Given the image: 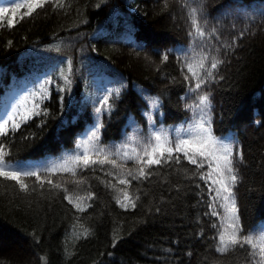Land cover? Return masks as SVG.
<instances>
[{
    "label": "trees",
    "instance_id": "1",
    "mask_svg": "<svg viewBox=\"0 0 264 264\" xmlns=\"http://www.w3.org/2000/svg\"><path fill=\"white\" fill-rule=\"evenodd\" d=\"M15 2L20 0H0V5ZM183 2L167 0L165 8V0H64L63 10H53L49 4L23 19L20 16L26 8L15 17L8 13L16 23L11 28L6 20L0 24V116L25 91L38 89L46 74L59 72L60 67L67 71L68 57L72 61V84L68 92L59 93L65 97L61 110L57 85L64 81L53 77L50 96L40 105L49 114L34 116L15 133H9L4 141L10 142L6 160L12 165L27 161L43 166L72 149L79 139L75 134L86 121L92 122L97 88L109 80H122L125 87L111 117H102L105 143L120 142L129 114L146 129L140 111L147 102L141 97V89L146 90L144 96L160 97L165 127H179L186 115L184 104L191 98L180 99L184 85L175 54H170L157 72L160 61L155 52L190 43ZM98 3L99 8L95 6ZM204 8L212 23L226 9H236L235 15L221 21L225 29L236 24L235 30L224 32V39L250 25L248 33L237 40L230 63L220 69L226 79L214 88V127L218 136L229 129L239 132L245 164L242 182L234 191L245 226L258 234L264 227V23L259 16L264 0H204ZM252 16L255 23L248 19ZM57 47L60 52L55 51ZM145 54L155 63L147 62ZM94 77L96 83L92 84ZM172 77L177 83L171 82ZM127 166L133 167L132 162ZM185 169L190 174L196 166L183 161L178 170L173 166L170 175L163 169L165 175L159 183L133 181L130 195H140L135 209H123L116 203L119 193L110 184L119 185L106 174L109 169L84 170L75 178L70 174L54 176V181H68L70 191L76 188L74 179L87 178L77 195L91 191L96 197L86 201L89 207L84 212H77L62 195L49 196L45 191L41 196L40 189L31 195L21 193L13 181L0 178V264H45L41 257H46V264H174L177 258L181 264H247L245 250L215 251L211 223L218 218L202 215L208 211L205 202L211 200L207 184L198 176L195 182L190 181ZM177 182L184 186L179 197L174 190L169 191ZM197 192L203 196L199 205ZM161 196L168 201L161 213L149 214L148 207L154 206V200L160 203ZM197 215L201 224L196 223ZM81 225L91 229V234L77 240L74 226L79 233ZM200 227L204 228L203 238L195 235ZM34 231L38 239L33 237ZM114 236L120 237L115 243ZM166 250L176 255L166 256Z\"/></svg>",
    "mask_w": 264,
    "mask_h": 264
},
{
    "label": "snow or ice",
    "instance_id": "2",
    "mask_svg": "<svg viewBox=\"0 0 264 264\" xmlns=\"http://www.w3.org/2000/svg\"><path fill=\"white\" fill-rule=\"evenodd\" d=\"M49 4L53 10H63L66 7L64 0H20V2L0 5V24H4L6 20V26L11 28L16 21L8 18V13L15 17L20 9L26 8L27 11L20 16V19H23ZM95 6L99 8L101 4L98 3ZM164 7H168L167 0ZM181 8L186 9L184 19L190 43L163 52L159 50L155 52L160 61L156 65L157 72L160 71V65H166L169 61L170 54H175L182 75L180 82L184 85V94L180 99L187 101L191 98V102L184 104L186 115L179 127H165L166 114L159 111L163 108L160 97L144 96L143 93L146 90L141 89V97L147 102L140 111L141 117L146 121V129L133 115L129 114L121 130L120 142L105 143L102 136L105 128L102 117L105 114L111 117L115 101L121 97L125 87L122 80H109L103 87L97 88L95 98L92 99V122L86 121L84 128L75 134L79 139L74 141L72 149L60 157L50 159L43 166L27 161L10 164L6 160L10 153V142L4 141L7 140L10 132L15 133L32 117L49 114L48 109L41 108L40 105L49 98V85L54 82L55 76H59L64 81L62 86L57 85L58 103L61 110L64 109L65 97L59 93L68 92L72 84V61L68 57L66 58L67 71L60 67L59 72L53 71L51 75L46 74L38 89L25 91L16 103L6 107L4 115L0 116V178L4 181H13L18 186V192L21 193L31 195L40 189L41 196L45 195V191L49 196L62 195L63 199L77 212H84L89 207L86 201H92L96 197V194L91 191L85 196L77 195L80 187L87 184V178L74 179L72 183L76 185V188L70 191L67 186L68 181H54L53 177L70 174L75 178L84 170L95 172L99 169L103 172L109 169L106 174L114 177L119 185L118 187L117 184H110L119 193L116 203L123 209H135L140 201V195H130L129 187L133 181L141 184H152L153 181L159 183V178L165 175L163 169H167L170 175L174 165L178 170L183 161H188L189 164L196 166V170L189 174L185 169V175L192 182H195L198 176L207 184V191L211 196V200L205 202L208 211L203 212L202 215L218 218L211 223V228L215 230V235L212 237L215 251L225 254L242 249L247 253V264H264V227H261L257 234L252 227L245 226L234 191L242 182L241 169L245 164L239 132L229 129L218 136L215 134L214 127V88L226 79L220 74V69L230 63L229 57L234 55L238 48L237 40L248 33L250 25L241 28L235 36L224 39V32L235 30L236 24L233 23L230 28L225 29L221 21L225 16L235 15L236 9H226L214 18L215 23H212L207 18L204 0H184ZM259 16L264 23V9L259 12ZM248 19L255 23L254 16ZM8 43L10 45L12 42ZM55 51L60 52V48H55ZM145 59L149 63H155L147 54ZM171 82L177 83L176 78L172 77ZM95 83L94 77L92 84ZM115 84H119V87L108 86ZM129 128L132 129L131 133L128 132ZM128 162H132L133 167L129 168ZM196 187L199 188V185ZM173 190L179 197L184 191V186L177 182L169 188V191ZM139 191L140 189H137V192ZM196 195L199 197L197 200L199 205L203 196L200 192ZM167 202L163 196L160 197V203L154 200V206L148 207V213L160 214L163 204ZM195 220L197 224L202 223L200 215H197ZM77 222L79 223V217ZM81 228L82 231L76 233L74 226V235L77 240L82 237L87 238L91 234V229L82 225ZM32 235L38 239L35 231ZM195 235L203 238L204 228L200 227ZM119 239L120 237L114 236L113 242ZM175 244L178 245L179 241L177 240ZM175 255L171 250H166V256ZM188 255L190 256L191 253L189 252ZM40 259L46 264V257ZM174 264H181V262L177 258Z\"/></svg>",
    "mask_w": 264,
    "mask_h": 264
},
{
    "label": "rangeland",
    "instance_id": "3",
    "mask_svg": "<svg viewBox=\"0 0 264 264\" xmlns=\"http://www.w3.org/2000/svg\"><path fill=\"white\" fill-rule=\"evenodd\" d=\"M129 1H131V0H129Z\"/></svg>",
    "mask_w": 264,
    "mask_h": 264
}]
</instances>
